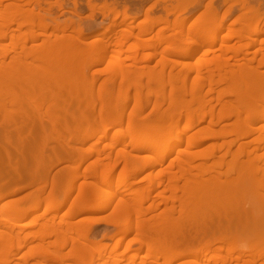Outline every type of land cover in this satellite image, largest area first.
<instances>
[{
	"label": "rangeland",
	"instance_id": "1",
	"mask_svg": "<svg viewBox=\"0 0 264 264\" xmlns=\"http://www.w3.org/2000/svg\"><path fill=\"white\" fill-rule=\"evenodd\" d=\"M44 1L46 3L40 8L36 3L33 1L32 3L29 0H26L27 3L17 0H0V71L4 73V75L11 76L10 78L4 76L7 78L4 79L0 74V139L2 136L4 137L1 142L6 145V148L11 146V149L9 148L8 151H6L7 149L4 148L5 146L0 145L3 147V149H0V160H4L3 157L7 154L6 157L8 158H12L13 154L16 152L20 155L21 149L18 151L17 148H22L24 145L23 143L26 142V138H30V135L34 131L37 132H35L37 135L34 133V136L36 135L35 138H31L27 146L29 152L25 155L26 159L22 156L23 160H29L28 162L31 161L34 164H32L33 166H29L32 169H28V162L23 161L21 158V162L19 160L16 164L12 163V159L15 161V154L10 160L11 162H3V165L0 163V169L2 165L0 172H2L3 169L6 170V172L3 170L0 179L2 178L3 181L6 180L7 182H4L2 185L3 181L0 180V182L2 181L0 183V264H42L43 261V264H142L143 261H146L144 264H151L152 262L150 263V261L154 260L146 256L148 254L146 244L150 243L151 240L150 238L148 239V237L146 238L144 232L141 234V230L136 227L138 220H145V218L148 220H161V218H158V213L160 217H162L164 213H174V218L178 219L181 213L184 212V209L187 210L191 207L194 209L192 214H194L195 210H199L198 208L202 209V207H199V204L196 203L198 201H196L195 198H192L194 201L192 200L191 202L190 200V203L188 201H183L185 204L181 203V207L179 202H182L183 199L181 196L183 194L177 192L178 196L182 194L178 198L175 197L176 192L175 194L174 192L172 193L174 189L172 190L171 187L174 185H171L174 184V182L172 178L171 181H168L170 180L169 176H171L173 172H179L177 174H180V176L182 175L181 171H179L180 164L178 165L176 163L178 161L176 160L178 158L181 159V156L186 154L185 151H188L191 154V163L195 159L193 163L188 166L191 170L190 173L198 176V174L205 171V179L212 177L218 179V175H220L219 179L225 181V177L229 175L227 172L229 165H232L234 161V152L239 148L238 144H243L244 142L249 144V149L247 148L248 151L252 150V148L254 149L252 153L249 152V155L247 154L246 156L243 154L240 158V160L243 159V161L248 160L249 165L252 166V169H250L251 171L248 170L250 178H247V176L245 177V179L247 178L246 180L241 179L238 182L237 179H240V177H238V173L235 172L236 174H230V176L232 175L230 181H232V183L235 180L237 181L239 185L236 184V181L234 185H238V189L240 188L239 191H243V193H240L243 194L246 205L245 203H241L243 201L240 197L241 200L238 197V199H235L237 202H234L235 200L232 197L226 199L230 197L227 192L230 190V188L229 190L227 189L229 185H227L224 191V194L226 193L228 197L225 198L226 195L223 197V194H220L223 199L220 198L219 195V199L217 200L220 201V205L218 201V205L217 203L215 204L218 206L217 209L221 207L222 211L225 210V208L227 210L230 208H237V211L240 210L238 211L240 217L244 214L245 217L247 216L246 219L250 220L248 228L251 230H248V228L246 230L247 232L251 231L254 237H251V234L247 235L246 232L244 233L246 236L243 233L241 234V232H244V229L241 228L240 230L239 228L243 225L241 223L237 224L236 222V224H234V226L236 225L235 229L239 227L238 229L240 230V233L238 229L236 230L239 234V236L237 234V238L235 239L238 247L232 250L230 254V249L228 251L227 248L228 252L226 251V247L231 246L228 245L229 243L213 244V240L211 241L209 238L205 240V238L201 237L195 240V237H198L201 233L197 229L199 227L196 225H193L194 227L189 226L186 230L194 237L193 240H191L193 242L189 244V246L187 245L188 249L186 246V249H181L185 244L181 243L179 240L180 243H178L182 244V246L179 245L180 250H178V254L180 253L179 255L182 256V258L177 259L171 264H220L221 262L228 264L231 260L230 257L236 259L241 252L243 257L237 258L240 259L238 262L237 260H232L230 264H244L245 261L243 260L248 262L250 260L253 261L249 264H253L254 262V264H264V221H261L264 220V212L261 213L262 216L260 214L261 210H258L260 208L264 210V187H262L264 183V144L258 143L259 140H263L261 137H264V88H262L264 86L259 84L260 82L264 85V0H65L64 9L59 7L56 3L57 0ZM242 1H244L245 4ZM14 2L18 6L21 4V9H25L24 11L22 10L25 13L18 18L16 17L13 19L11 17V19H8L10 15L7 14L6 11L8 12L11 10V7L12 9L15 7V4H13ZM76 5L77 9H75ZM208 7H212V9H214L213 12L210 11V8L207 9ZM113 8L116 9L113 11ZM111 9L112 11L110 12ZM115 11L116 14L118 11L121 13L118 12V15H116L113 13ZM25 14L31 16L27 17ZM51 14L54 15L53 18L50 17ZM24 15L26 17H24ZM129 17H135V20L132 22L125 21ZM212 18L213 20H211ZM223 18L224 20H221ZM159 21H161V24L158 23ZM116 22L121 24L116 25ZM182 22H184V24H182ZM155 24L157 25L155 26ZM114 25L117 27H114ZM203 26H206V30L201 29L204 28ZM126 31L131 32L133 35L129 41L124 44L125 47H122L124 51H121L118 45H120V41L125 38ZM198 31L201 33L197 34L199 33ZM230 31L233 33H229ZM240 32H242V34ZM211 40L216 41L214 42ZM101 41H104L103 45ZM206 41L207 43L209 42L208 45ZM63 42L65 45L67 44V47L65 45L63 46ZM61 44L62 46H60ZM68 44L71 45V47L73 46L71 48L74 49L72 54L75 53L76 48V51L81 49L78 50L79 53L77 55V52L74 54L77 59H74V55H70V52H72L71 49L66 51L63 50V47L67 49L70 48ZM61 47L63 49H61ZM4 48L8 52L5 50L3 51L2 49ZM228 48L230 52H227ZM185 49L195 54H192L193 56L191 57L182 56V52H185ZM82 50H84L83 53H87L82 54L80 57V52ZM115 50H117V52ZM118 50L121 51V54ZM53 57L55 59L53 64H51ZM71 58L72 60H70ZM224 58L227 61L224 62ZM74 60L76 62L73 63ZM62 63L66 64V66H64L65 68L62 67L63 65L61 66ZM18 64H20L19 67H17ZM218 64L221 65V67L224 65L222 68L225 70L221 69L220 66L218 68L216 66ZM21 65H24V68ZM6 67L10 69H6ZM216 68L219 69L218 71L221 69V72L223 70V74H218ZM37 69L41 70L37 73ZM230 69L235 70V73L234 71L229 72L231 71ZM238 70L241 71L238 72ZM6 71L9 73H6ZM245 71H248V77L253 78V80L257 76L254 89L258 92H255L256 94L254 92L250 94L251 91H249L250 100L252 103L254 102L253 105H255V108L252 107V110H249L250 105L248 108L244 107L243 109L241 108V103H238L239 101H233L236 98V96L234 98L233 94L236 95V93H234L232 87H235L236 81H238V85L236 84L237 88L244 85V81L248 80V78H246L247 76H245ZM52 74L54 76H52ZM254 74L256 75L255 77H253ZM239 75L246 79L242 80L239 78ZM22 78L25 79L23 80ZM11 79L13 80L11 81ZM220 79L223 81L221 80L218 82L217 80ZM234 79L236 81H234L232 83L233 86L231 85L229 88L231 80L233 81ZM5 82L9 84H4ZM257 82L259 85L256 84ZM80 88L83 94L80 92ZM236 89L235 92L238 90ZM246 89L247 88L243 86L242 89L240 88V92L242 93L244 91V94H247ZM229 92L232 93V95ZM240 92L239 94L237 93V95H242ZM180 98H182V101ZM173 99V104H171L170 100ZM175 99H177V101L179 99L181 103L183 101L186 102L183 103V106L179 104L180 108L178 104L175 105V102H177ZM21 100L22 102L20 103ZM76 100L78 103L80 101V103H76ZM73 102L75 103L73 104ZM162 102H164L163 106H161L162 111L156 110L155 106L158 104L161 105ZM188 102H190V104ZM186 103L191 106L188 107ZM200 103H202L204 107H202ZM80 104L81 109L76 106ZM88 105L91 107L88 109H91L88 113L89 117L87 113L86 115L83 114L86 112ZM50 106L53 109L57 106L55 109L58 111H54L53 113L51 109V112ZM199 107L202 108L199 109ZM82 108L84 110H82ZM23 111L25 113H23ZM68 111H70V113ZM226 111L228 112L226 113ZM59 112H62L61 116L63 118L61 116L58 117ZM165 112H167L169 116H166L167 114ZM232 112L235 113V115L237 114V116L232 114ZM161 113L166 114L165 116L170 119L164 118L165 125H161L164 124L163 122L161 123V121V124L158 122L159 114ZM228 114H230V119ZM43 115H46L52 120L51 125L49 123L50 120ZM173 115L176 116L174 117ZM252 115L255 119L258 115V119L259 117L263 119L257 122V119L253 120ZM76 116L83 121L80 119V122H78L79 120L76 119ZM203 116L206 117V121L199 123L200 118H203ZM67 117H69V119ZM188 117H191V119L189 120ZM41 118L45 120V122H48V128L46 127L47 125H44ZM52 118H54V121ZM72 119H74V121L76 119L77 121L74 122ZM22 120H26L25 122L27 123L30 121L29 126L34 124L33 128L36 129H34V131L32 130L30 135L24 128L23 130L21 129L22 126L27 124L25 122L20 123ZM2 122H4V124L7 122L12 128H8V125H6L4 129ZM40 122L42 123L40 124ZM131 122L134 123L137 128L142 129L144 133L147 131L145 133L146 135L135 134L136 131L134 132L130 127ZM16 123H18V125H16ZM54 123L57 124L55 128ZM176 123L179 125L175 128ZM84 125L86 130L83 127L82 131L79 126ZM160 126L167 127V129L164 127L167 131L162 129L159 130L161 128ZM42 127H46V130ZM170 128H172L171 130L174 132L171 131L172 133L169 137ZM30 129L32 128L30 127ZM207 129L211 130V137L204 135L203 132ZM94 130L98 136H93L94 138H90L85 142H81L80 140H68L67 142V139H62V136L68 135H76L77 139H82L85 135L91 134L92 132L94 133ZM9 131H12L13 137H11L12 133L10 134ZM23 131H26V134ZM20 132L24 134L21 135ZM248 132H250L248 136H244ZM7 133L10 135H6ZM212 133H216L214 138L212 137ZM154 134L161 137L156 139L163 146L160 144L156 147L148 146L147 148L139 149V146H137L139 143L138 139L145 136V139H147L148 135V140L149 138L151 139V137L153 139ZM222 134L224 135L221 136ZM225 134L227 135L225 136ZM47 137L52 138L53 140L49 139V141L50 143L51 140L54 141L55 145L51 143L52 145L47 144L49 146H46L45 143L43 146V141L45 138L47 140ZM162 137L164 139L165 137L167 139L175 138L171 143L170 139L164 140ZM40 138L43 140L42 142ZM18 139L20 140L18 141ZM159 139H162L164 143L167 141L168 145L167 143L163 144V141H159ZM199 139H201L202 142ZM6 141L7 144H5ZM13 141V144L16 146L18 145V147L13 144L9 145V143ZM188 141L192 143L190 146L188 145V143H190ZM196 141L198 143H196ZM19 142L21 144H19ZM38 142H41L40 144L42 146ZM34 143H36L35 146L33 145ZM68 145L71 146L69 147ZM56 146L58 150H60V148H62V150H55L57 153H54V148L57 149ZM112 146L115 148L113 149ZM164 146L165 150L163 148ZM173 146L175 150L166 155V149V152H168ZM220 146L222 147L221 149L219 148ZM34 147H41L43 150L42 153L38 154L37 152L34 155ZM46 147H48L49 150ZM29 149L32 152H30ZM65 153L69 156L71 155V160H68L70 157L66 156L68 161H63L61 162L62 164H57L51 171H47L48 165L50 166V164L60 160L59 158H65ZM255 154L258 156L255 157ZM161 157L164 161L161 160ZM153 159L156 160L159 165L157 163L156 166H148V164L153 162ZM22 161L24 164L25 162L27 164L24 165L26 167L23 166L24 168L22 167ZM9 163L15 168V173L17 167L19 173L21 172L22 174L21 177L20 175L16 176L17 173L15 175L12 174L14 172H9L10 167H7L8 169L6 167L3 168V166L7 164L10 166L11 164ZM31 170L33 172L32 174L30 172ZM133 171L135 174H133ZM220 172L224 173L225 177L222 176L223 174L221 175ZM89 174H92V176ZM7 175L11 181L9 179L7 181L5 178ZM88 175L90 178L86 177ZM15 177L18 178L16 179ZM171 177H174V175ZM181 177H183V175ZM31 181L33 182L30 185L33 186L29 188L28 184ZM260 181H263L262 184H259L261 183ZM8 182L15 186L13 187L11 185V188L8 187ZM50 182H53V184ZM180 182L177 185L181 187L182 185H180ZM5 183L8 190H3ZM34 183L36 185H34ZM82 188L84 189V196L82 194L80 195ZM18 189L23 190L18 191ZM245 192H247L248 195L247 193L245 194ZM9 194H11V196ZM103 194H105V196ZM246 197H248L247 201ZM1 198L3 199L1 200ZM108 198H110L111 201L110 205L107 206L108 208L105 207L101 210L95 208L90 209V207L97 202H108ZM122 199L126 201L122 203ZM220 199H222V202ZM63 200H65L66 203L63 204L64 206H61L62 208L59 207L60 209L49 210V213L45 215V212L48 211L46 207L48 202L50 204L53 201L52 205H57V203ZM43 203L47 204L44 206ZM37 204H40V206L37 207L38 209H35ZM120 205L130 209V213L127 212L128 215L126 213L125 217L122 216L123 214L121 212L123 207ZM33 207L35 208L33 209ZM139 207L143 211H141ZM181 208L184 209L180 211ZM138 209L140 210L139 212ZM71 210L75 212L70 214L69 211ZM257 210L259 214H256V220L253 214H255ZM24 212H28V214L25 217H20ZM142 212L146 214L144 217ZM250 212H253V216ZM120 213L122 215H120ZM17 215H19V217ZM44 216L46 217L44 218ZM248 216H250V218H248ZM141 217L144 219H141ZM164 217L165 216H163V218ZM243 217L241 219L245 220V217ZM166 221L167 223L164 225L167 224L166 228H170L167 230L171 232V224L168 225V220ZM164 225L163 227L165 228ZM259 227L262 228L260 229ZM127 228L130 229V231L125 234L124 230ZM188 231L186 232L188 233ZM240 234L243 236L241 237ZM2 238L10 240L11 242L3 244V242L1 243ZM74 239H76L77 242H75ZM241 241H246L248 246L246 248H241ZM139 242L144 243L145 246L141 245ZM159 242H157V244H159ZM219 246L220 248L217 249L216 247ZM192 247H194V249ZM222 247H224V249H222ZM37 249H39V251L43 249L46 251V256H44L45 259L33 260L30 257ZM73 249H77V253L81 250V255L80 253L77 254L75 251L73 252ZM206 249L209 251H205ZM167 250L164 251L158 261H156V264H168V258H172L173 252L170 251V253L169 250ZM189 250L191 251L189 252ZM216 250L218 252L220 250L222 251L219 252L222 258L216 257L212 262V256L219 254ZM58 253L61 254L63 260H65L63 261L64 263L60 260V257L57 256L59 255ZM257 253L260 254V256L262 254L261 258ZM52 254L53 258L51 257ZM174 255L176 256L175 253ZM183 256L186 257L183 258ZM252 257L253 259H251ZM54 258L57 261H55ZM209 259L211 260L209 261ZM222 259L224 261H222ZM226 260L228 262H226Z\"/></svg>",
	"mask_w": 264,
	"mask_h": 264
},
{
	"label": "bare ground",
	"instance_id": "2",
	"mask_svg": "<svg viewBox=\"0 0 264 264\" xmlns=\"http://www.w3.org/2000/svg\"><path fill=\"white\" fill-rule=\"evenodd\" d=\"M16 1V0H15ZM17 1H25L26 2V0H17ZM30 2H34V3H36V5L37 6H39L40 8H42V6H43V4L44 3H46L44 0H29ZM28 2V1H27ZM26 2V3H27ZM29 2V3H30ZM32 2V3H33ZM201 2V1H200ZM242 2H244V1H242ZM250 2V1H249ZM58 5H59V7L61 8V9H64V7H65V0H57V2H56ZM128 3V2H127ZM13 4H15V7L12 9V7H11V10H9L8 12L6 11V13L7 14H9L10 15V17H8V19L10 18L11 19V17L13 18V19H15L16 17L18 18L19 16H21V15H23V13H25V12H23L24 10L23 9H21L22 8V6H21V4L18 6L15 2L13 3ZM12 4V5H13ZM117 4V3H116ZM244 4H245V2H244ZM244 4H243V6H244ZM11 5V6H12ZM54 5H55V3H54ZM119 5V4H118ZM249 5V4H248ZM21 6V7H20ZM112 6H114V5H112ZM129 6V5H128ZM229 6V5H228ZM232 6H235V5H232ZM58 7V8H59ZM122 7V6H121ZM201 7V6H200ZM245 7V6H244ZM252 7V6H251ZM250 7V8H251ZM118 8V7H117ZM210 8V11H212L213 12V10L214 9H212V7H208L207 9H209ZM217 8V7H216ZM249 8V7H248ZM75 9H77V5H76V8ZM116 9V8H115ZM114 8H113V11L115 10ZM119 9H120V7H119ZM118 9V10H119ZM167 9V8H166ZM206 9V10H207ZM255 9V8H254ZM23 10V11H22ZM123 10V9H122ZM257 10V9H256ZM112 11V9L110 10V12ZM125 11V10H124ZM171 11V10H170ZM209 11V10H208ZM246 11V10H245ZM30 12V11H29ZM75 12H76V10H75ZM118 12H120V11H118ZM118 12H117V14H116V11L115 12H113L114 14H116V15H118ZM169 12V11H168ZM218 12V11H217ZM6 13H4V14H6ZM121 13V12H120ZM147 13V12H146ZM229 13V12H228ZM257 13V12H256ZM27 14V13H26ZM25 14V15H26ZM73 14V13H72ZM241 14V13H240ZM24 15V17H26ZM226 15H228V14H226ZM225 15V16H226ZM246 15V14H245ZM29 16H31V15H29ZM29 16H27V17H29ZM214 16V15H213ZM224 16V17H225ZM257 16H259V15H257ZM256 16V17H257ZM5 17V16H4ZM50 17H54V15L53 14H51L50 15ZM127 17V16H126ZM216 17V16H215ZM223 17V16H222ZM227 17V16H226ZM241 17V16H240ZM260 17H262V16H260ZM21 18V17H20ZM214 18V17H213ZM213 18L211 19V20H213ZM125 19V18H124ZM54 20V19H53ZM73 20V19H72ZM135 20V17H129L127 20H125V21H129V22H132V21H134ZM186 20V19H185ZM221 20H224V18L223 19H221ZM9 21V20H8ZM44 21V20H43ZM46 21V20H45ZM123 21V20H122ZM253 21H255V20H253ZM11 22H13V21H11ZM29 22V21H28ZM27 22V23H28ZM31 22V21H30ZM137 22V21H136ZM186 22V21H185ZM158 23H160L161 24V21H159ZM254 23V22H253ZM257 23H259V22H257ZM60 24V23H59ZM119 24H121V23H117L116 22V25H119ZM132 24V23H131ZM182 24H184V22H182ZM181 24V25H182ZM255 24V23H254ZM31 25V24H30ZM33 25V24H32ZM116 25H114V27H117ZM157 24H155V26H156ZM159 25V24H158ZM204 25V24H203ZM257 25V24H256ZM153 26V25H152ZM184 26V25H183ZM201 26V25H200ZM199 26V27H200ZM60 27H61V25H60ZM142 27V26H141ZM154 27V26H153ZM198 27V28H199ZM204 27V26H203ZM206 28V26L204 27V28H201V29H205ZM200 29V28H199ZM59 30V29H58ZM206 30V29H205ZM210 30V29H209ZM245 30V29H244ZM201 31V30H200ZM199 32V31H198ZM204 32V31H203ZM263 32V31H262ZM146 33H147V31H146ZM150 33V32H149ZM185 33V32H184ZM196 33V32H195ZM194 33V34H195ZM201 32H199V33H197V34H200ZM229 33H233V32H229ZM241 34H242V32H240ZM249 33V32H248ZM123 34V33H122ZM196 34V35H197ZM132 33L131 32H129V31H126L125 32V38L122 40V41H120V45H118V47H119V50H121V51H124V50H122L123 48V46L125 47V43L127 42V41H129V39L132 37ZM211 36V35H210ZM212 37V36H211ZM107 38V37H106ZM122 38V37H121ZM249 38V37H248ZM95 40V39H94ZM93 40V41H94ZM121 40V39H120ZM254 40V39H253ZM105 41V40H104ZM104 41H101V42H103V43H101L102 45L104 44ZM208 41V40H207ZM207 41H206V43H207ZM211 41H214V40H211ZM216 41V40H215ZM214 41V42H215ZM256 41H258V40H256ZM66 42V41H65ZM107 42H108V40H107ZM264 42V41H263ZM74 43V42H73ZM98 43V42H97ZM63 44V46L65 45L64 44V42L62 43ZM62 44L60 45V46H62ZM100 44V43H99ZM197 44V43H196ZM209 44V42L207 43V45ZM67 45V44H66ZM65 45V46H66ZM68 46H70V48L69 49H67L66 47H61V49H63V50H70L72 47H71V45H69L68 44ZM138 46V45H137ZM136 46V47H137ZM229 46V45H228ZM232 46V45H231ZM230 46V47H231ZM238 46V45H237ZM134 47H135V45H134ZM66 48V49H65ZM76 48V47H75ZM225 48H226V46H225ZM7 49H8V47H7ZM51 49V48H50ZM60 49V48H59ZM77 49V48H76ZM76 49H75V53H76V55L79 53V51L78 50H81V49H78L77 51H76ZM135 49H137V48H135ZM189 49V48H188ZM231 49V48H230ZM3 51L5 50V48L4 49H2ZM9 50V49H8ZM54 50V49H53ZM53 50H51V51H53ZM63 50H62V52H63ZM72 50V52H70V55L72 56V55H74V54H72L73 53V51H74V49H71ZM118 50V52H120V54H121V51H119ZM200 50V49H199ZM227 50V49H226ZM232 50V49H231ZM5 51H7V50H5ZM83 51L84 50H82L81 52H80V57L82 56V54H84V53H87V52H84L83 53ZM89 51V50H88ZM114 51V50H113ZM116 52H117V50H115ZM136 51V50H135ZM230 52V50H229V48H228V50H227V52ZM8 52V51H7ZM4 53V52H3ZM56 53V52H55ZM61 53V52H60ZM59 53V54H60ZM5 54H7V53H5ZM118 54V53H117ZM119 54V55H120ZM123 54V53H122ZM135 54V53H134ZM195 54L194 52H191L190 50H186L185 49V52L183 51L182 52V56H185V57H191V56H193V55ZM197 54V53H196ZM66 55H68V54H66ZM60 56V55H59ZM64 56V55H63ZM75 56V55H74ZM85 56V55H84ZM68 57V56H67ZM61 58V57H60ZM64 58V57H63ZM74 58V57H73ZM42 59V58H41ZM44 59V58H43ZM54 57H53V59H52V63L51 64H53V61H54ZM57 59H59V58H57ZM74 59H77V57L75 56V58ZM225 59V58H224ZM67 60H68V58H67ZM70 60H72V58L70 59ZM81 60V59H80ZM229 60V59H228ZM39 61H42V60H39ZM59 61V60H58ZM225 61H227L226 59L224 60V62ZM56 62V61H55ZM74 62H76L75 60L73 61V63ZM115 62V61H114ZM26 63V62H25ZM79 63V62H78ZM8 64V63H7ZM10 64V63H9ZM21 64H22V62H21ZM55 64V63H54ZM58 64H59V62H58ZM220 64V63H219ZM216 65L218 68H219V66H220V68L221 69H224V68H222V67H224V65L221 67V65ZM223 64H225V63H223ZM6 65V64H5ZM12 65V64H11ZM19 65L20 64H18V66L17 67H19ZM42 65V64H41ZM40 65V66H41ZM63 65V66H62ZM76 65V64H75ZM78 65V64H77ZM225 65H227V64H225ZM15 66V65H14ZM21 66H23V68H24V65H21ZM61 66L62 67H64V66H66V64H64V63H62L61 64ZM16 67V66H15ZM52 67V66H51ZM7 68H9V67H6V69ZM13 68V67H12ZM26 68V67H25ZM28 68V67H27ZM32 68V67H31ZM61 68V67H60ZM65 68V67H64ZM10 69V68H9ZM49 69V68H48ZM217 69V68H216ZM221 69H220V71H218L219 69H217V73L218 74H223L222 72H224L223 70H222V72H221ZM227 69V68H226ZM242 69V68H241ZM250 69V68H249ZM16 70H17V68H16ZM19 70H20V68H19ZM41 69H37L36 71H37V73L40 71ZM54 70V69H53ZM225 70V69H224ZM229 70V69H228ZM227 70V71H228ZM231 71H229V72H232V71H234V73H235V70H233V69H230ZM247 70V69H246ZM18 71V70H17ZM32 71H33V69H32ZM31 71V72H32ZM43 71V70H42ZM51 71V70H50ZM57 71V70H56ZM239 71H241V70H238V72ZM1 72V71H0ZM8 71H6V73H7ZM22 72V71H21ZM25 72V71H24ZM44 72V71H43ZM211 72V71H210ZM220 72V73H219ZM228 72V73H229ZM248 71H245L244 73H245V76H247L246 78H248V80H245L244 78H242L240 75V77L239 78H241L242 80H245L244 81V85H241L242 87L244 86V87H246L247 89H246V93L247 94H244L245 92V88H244V91L241 93L240 92V88L242 89V87H240L239 86V88H237V85H238V81H236L235 79L232 81L231 80V84L229 85V88L231 87V85H232V83L234 82V81H236L235 82V87H232L231 89L234 91V93H236V95L235 94H233V96H234V98H235V96H236V98H235V100H233L234 102H237V101H239L238 103L242 106L241 108H243L244 109V107L245 108H248V106H249V110L251 109H253V108H255L254 106L255 105H253L254 104V102L252 103V101L250 100V96H249V91H251L250 92V94H252V92H258V91H256V89H254V85H255V80H256V78H257V73H256V75L254 74V76L253 77H255V79L253 80V78H250V77H248V73H247ZM9 73V72H8ZM16 73V72H15ZM18 73H19V71H18ZM23 73V72H22ZM36 73V74H37ZM48 73V72H47ZM51 73V72H50ZM49 73V74H50ZM54 73H55V71H54ZM59 73V72H58ZM62 73V72H61ZM60 73V74H61ZM215 73V72H214ZM2 76H3V78L4 79H7L6 77H9V76H7L6 74L4 75V73H0ZM33 74V73H32ZM35 74V73H34ZM57 74V73H56ZM63 74V73H62ZM1 75H0V77H1ZM16 75V74H15ZM15 75H13V76H15ZM20 75V74H19ZM26 75H28V74H26ZM38 75V74H37ZM41 75V74H40ZM51 75V74H50ZM49 75V76H50ZM58 75V74H57ZM56 75V76H57ZM251 75V74H250ZM4 76H6V77H4ZM21 76V75H20ZM22 76H23V74H22ZM25 76V75H24ZM39 76V75H38ZM52 76H54L53 74H52ZM51 76V77H52ZM60 76V75H59ZM64 76V75H63ZM224 76V75H223ZM243 76V75H242ZM11 77V76H10ZM9 77V78H10ZM27 77V76H26ZM40 77V76H39ZM252 77V76H251ZM20 78V77H19ZM28 78H30V77H28ZM50 78V77H49ZM55 78V77H54ZM53 78V79H54ZM62 78H64V77H62ZM220 78V77H219ZM227 78V77H226ZM233 78H236V77H233ZM238 78V79H239ZM2 79V78H1ZM23 80L25 79V78H22ZM32 79V78H31ZM34 79H35V76H34ZM53 79H50V80H53ZM230 79V78H229ZM228 79V80H229ZM232 79V78H231ZM237 79V78H236ZM259 79V78H258ZM13 79H11V81H12ZM29 80V79H28ZM40 80V79H39ZM49 80V81H50ZM59 80V79H58ZM222 79H220V80H217L218 82L219 81H221ZM1 81H3V80H1ZM34 81V80H33ZM48 81V82H49ZM223 81V80H222ZM239 81H240V79H239ZM260 81V80H259ZM258 81V82H259ZM19 82H21V81H19ZM18 82V83H19ZM41 82V81H40ZM47 82V81H46ZM61 82V81H60ZM225 82V81H224ZM258 82L256 83L257 85H259V84H261V86H264L262 83H260L259 82V84H258ZM6 83H8V82H5L4 84H6ZM214 83H216V82H214ZM240 83V82H239ZM242 83H243V81H242ZM9 84V83H8ZM16 84V83H15ZM24 84V83H23ZM33 84V83H32ZM216 84H218V83H216ZM229 84V83H228ZM228 84H226V85H228ZM237 84V85H236ZM25 85V84H24ZM35 85V84H34ZM9 86V85H8ZM51 86V85H50ZM63 86V85H62ZM233 86V85H232ZM258 87V86H257ZM260 87V86H259ZM12 88V87H11ZM47 88V87H46ZM55 88V87H54ZM238 90H237V89ZM262 88H264V87H262ZM86 89V88H85ZM235 89L237 90L236 92H235ZM254 89V90H253ZM261 89V88H260ZM260 89H258V90H260ZM80 90H81V88H80ZM79 90V91H80ZM230 90V89H229ZM262 90V89H261ZM51 91H52V89H51ZM264 91V90H263ZM80 92H82V90L80 91ZM239 92L242 94V95H237V93L239 94ZM230 93V92H229ZM253 93V94H254ZM255 93V94H256ZM45 94V93H44ZM43 94V95H44ZM50 94V93H49ZM48 94V95H49ZM59 94V93H58ZM82 94H83V92H82ZM231 95H232V93H230ZM21 95V94H20ZM48 95H46V96H48ZM59 95H61V94H59ZM63 95V94H62ZM180 96V95H179ZM178 96V97H179ZM248 96H249V98H248ZM49 97V96H48ZM59 97V96H58ZM62 97V96H61ZM220 97H221V95H220ZM22 98V97H21ZM25 98V97H24ZM14 99V98H13ZM44 99V98H43ZM50 99V98H49ZM181 99V101H182V98H180ZM253 99V98H252ZM78 100H80V99H78ZM167 100H169V99H167ZM237 100V101H236ZM52 101V100H51ZM67 101H68V99H67ZM69 101H70V99H69ZM72 101V100H71ZM75 101V100H74ZM81 101V100H80ZM80 101H79V103H80ZM171 101V104H173V101H174V99L173 100H170ZM175 101H177V99H175ZM197 101V100H196ZM22 102V100L20 101V103ZM47 102V101H46ZM45 102V103H46ZM169 102V101H168ZM179 102V103H178ZM186 101H183L182 103L179 101V99H178V101L177 102H175V105L176 104H182V106L184 105L183 103H185ZM251 102V103H250ZM53 103H54V101H53ZM52 103V104H53ZM57 103V102H56ZM55 103V104H56ZM67 103H69V102H67ZM75 102H73V104H74ZM76 103H78L77 102V100H76ZM78 103V104H79ZM84 103V102H83ZM101 103V102H100ZM163 103L164 102H162V104L160 105V104H158V105H156L155 106V108H156V110H158V111H162V107L161 106H163ZM189 104H190V102H188ZM44 104V103H43ZM52 104H51V106H52ZM187 104V103H186ZM189 104H187L188 105V107L189 106H191V105H189ZM201 104V106L202 107H204L203 105H202V103H200ZM70 105H71V103H70ZM87 105V104H86ZM102 105V104H101ZM177 105V106H178ZM180 105L178 106V107H180ZM239 105V106H240ZM246 105H247V107H246ZM50 106V107H51ZM61 106V105H60ZM77 106V108H80L81 109V104L78 106V105H76ZM75 106V107H76ZM84 106H85V104H84ZM83 106V107H84ZM92 106V105H91ZM235 106H238V105H235ZM48 107H49V104H48ZM89 105H88V107H87V110H86V112L85 113H83V114H85L86 115V113H87V116L89 117V111L91 110H88L89 109ZM174 107V106H173ZM202 107H199V109L200 108H202ZM231 107V106H230ZM253 107V108H252ZM55 108H57V106L55 107ZM54 108V109H55ZM64 108V107H63ZM85 108V107H84ZM91 108V107H90ZM106 108V107H105ZM177 108V107H176ZM181 108V107H180ZM195 108V107H194ZM53 110V113H54V111H58V110H54L52 107L50 108V110ZM183 109V108H182ZM193 109V108H192ZM233 109H234V106H233ZM52 110H51V112H52ZM67 110V109H66ZM82 110H84L83 108H82ZM93 110V109H92ZM185 110V109H184ZM17 111V110H16ZM88 111V112H87ZM193 111H194V109H193ZM51 112H49V113H51ZM62 112H65V111H62ZM61 112V113H62ZM67 112V111H66ZM69 113H70V111H68ZM81 112V111H80ZM139 112V111H138ZM228 111H226V113H227ZM23 113H25L24 111H23ZM61 113L59 112V114H58V117L59 116H61ZM166 114H167V112H165ZM192 113V112H191ZM56 114V113H55ZM68 114V113H67ZM93 114V113H92ZM110 114H111V112H110ZM159 114V123H160V121H161V123L163 122L164 124H161V125H165V117L166 116H169V114ZM171 114V113H170ZM203 114V113H202ZM232 114H234L235 115V113H233L232 112ZM42 115V114H41ZM63 115V114H62ZM72 115V114H71ZM108 115V114H107ZM139 115V114H138ZM166 115V116H165ZM179 115V114H178ZM190 115V114H189ZM239 115V114H238ZM43 116H45V117H47L46 115H43ZM73 116V115H72ZM72 116H71V118H72ZM75 116V115H74ZM111 116V115H110ZM141 116V115H140ZM171 116V115H170ZM174 116V115H173ZM176 116V115H175ZM174 116V117H175ZM207 116V115H206ZM227 116V115H226ZM235 116H237V114L235 115ZM256 116V115H255ZM259 116V115H258ZM258 116L256 117V119H257V122L258 121H261V119H263V118H260L259 117V119H258ZM261 116V115H260ZM62 117V116H61ZM69 117H70V114H69ZM69 117H67L68 119H69ZM77 117V116H76ZM179 117H181V116H179ZM202 117V116H201ZM228 117H229V119L231 118L230 117V114H228ZM48 118V117H47ZM63 118V117H62ZM66 118V117H65ZM91 118V117H90ZM109 118V117H108ZM167 118V117H166ZM241 118H243V117H241ZM252 118H253V115H252ZM26 119H27V117H26ZM42 119V118H41ZM49 119V118H48ZM53 119V121H54V118H52ZM77 120H79L78 122H80V119H78V117L76 118ZM75 119V121H77ZM167 119H169V117L167 118ZM173 119H175V118H173ZM188 119L190 120L191 119V117L189 118L188 117ZM255 118H253V120H256ZM50 120V119H49ZM48 120V121H49ZM73 121H74V119H72ZM82 120V119H81ZM113 120V119H112ZM170 120V119H169ZM169 120H168V122H169ZM26 121V120H25ZM24 120H22L20 123H22V122H25ZM51 121L52 120H50L49 121V123H50V125H51ZM74 121V122H75ZM83 121V120H82ZM81 121V122H82ZM206 121V117H204L203 116V118H200V120H199V123H203V122H205ZM1 122V121H0ZM8 122H10V121H8ZM29 122L30 121H28V123L27 122H25V123H27L25 126H22L21 127V129L23 130V128H24V130H26L27 131V133L30 135L31 134V131L33 130L34 131V129H36V128H33V125L34 124H30L31 126H29ZM42 122L44 123V125H47V123L48 122H45V120H43L42 119ZM42 122H40V124L42 123ZM77 122V123H78ZM157 122V121H156ZM175 122V121H174ZM177 122H178V119H177ZM190 122V121H189ZM11 123V122H10ZM32 123V122H31ZM46 123V124H45ZM72 123V122H71ZM83 123V122H82ZM81 123V124H82ZM198 123V124H199ZM12 124V123H11ZM55 125H54V128L57 126V124L56 123H54ZM74 124V123H73ZM168 124V123H167ZM191 124V123H190ZM6 125H8L7 124V122H6V124H4V122H2V126H3V128L5 129V126ZM13 125H14V123H13ZM16 125H18V123H16ZM23 125V124H22ZM43 125V126H44ZM49 125V124H48ZM48 125L46 126L47 128H48ZM78 125H79V123H78ZM116 125V124H115ZM153 125V124H152ZM177 125H179V124H175V128H176V126ZM181 125V124H180ZM52 126H53V122H52ZM51 126V127H52ZM148 126V125H147ZM159 126V125H158ZM168 126V125H167ZM8 128L9 127H11V126H7ZM7 127H6V129H7ZM30 127L32 128V129H30ZM46 127L44 128V127H42V128H44V130H46ZM79 127H81V129L84 127L85 128V125L84 126H79ZM87 127V126H86ZM130 127L134 130V132H135V134H138V135H140V134H145L147 131H145V133L142 131V129H140V128H137V126H135L134 125V123H132L131 122V124H130ZM161 128L159 129V130H166L167 129V127H165V126H160ZM166 129H165V128ZM264 127V126H263ZM1 128V127H0ZM12 128V127H11ZM16 128H17V126H16ZM154 128H155V126H154ZM79 129V128H78ZM130 129V128H129ZM172 128H170V132H169V137H170V134L172 133V132H174V131H172L171 130ZM174 129V128H173ZM187 129V128H186ZM15 130V129H14ZM20 130V129H19ZM22 130H20V131H22ZM42 130V129H41ZM47 130H49V129H47ZM55 130V129H54ZM85 130H86V128H85ZM93 130V129H92ZM177 130V129H176ZM188 130V129H187ZM3 131V130H2ZM16 131H18V130H16ZM26 131H23V132H25V134H26ZM80 131V130H79ZM82 131H83V129H82ZM167 131V130H166ZM172 131V132H171ZM189 131V130H188ZM210 129H207V130H205L203 133H204V135H207V136H210L211 135V133H210ZM250 131V130H249ZM252 131L254 132V130L252 129ZM251 131V132H252ZM22 132V133H23ZM36 131H34L30 136V138H26V142H24L23 144V147L22 148H20V147H18V145L16 146L15 144H13L14 143V141L13 142H11V143H9V145H14V146H16V147H18L17 148V150L19 151L20 149H21V153H20V155L16 152V153H14L13 154V157H14V160L15 161H13V157L12 158H8V157H3L4 158V160H0V163L2 164L3 162L5 163V162H9L11 159H12V163H18V161L20 160V162H21V159L24 157V159H26L25 158V155H26V153H28L29 151L27 150L28 148H27V146L29 145V142H30V140H31V138H35V136L37 135L36 133H35ZM47 132V131H46ZM92 132V131H91ZM131 132V131H130ZM151 132V131H150ZM9 133L11 134L12 133V131H9ZM19 133V132H18ZM34 133L36 134L35 136H34ZM157 133V132H156ZM250 132H248V133H246L244 136H248V134H249ZM10 134H6V135H10ZM20 134H21V132H20ZM24 134V133H23ZM23 134H21V135H23ZM86 134V133H85ZM131 134V133H130ZM134 134V135H135ZM148 134L150 135V133H149V131H148ZM174 134V133H173ZM172 134V135H173ZM214 134V135H213ZM215 134L216 133H212V137L214 138V136H215ZM244 134V133H243ZM252 134V133H251ZM28 135V136H29ZM60 135V134H59ZM58 135V136H59ZM146 135V134H145ZM148 135V136H149ZM155 135V134H154ZM154 135H153V139H152V137H151V139L149 138V140H148V136H147V139H145V137H142V138H144V139H142V138H140V139H138V145L137 146H139V149H144L145 147L147 148L148 146L150 147V146H152V147H156V146H158V145H160L161 143L160 142H158V140L156 139V138H158L159 136H157V135H155V137H154ZM203 135V136H204ZM224 134H222L221 136H223ZM227 134H225V136H226ZM260 135H261V133H260ZM0 136H1V134H0ZM27 136V135H26ZM34 136V137H33ZM95 136H98L97 135V133H96V131L94 130V133L92 132L91 134H88V135H85V137L84 138H82V139H77V136L76 135H68V136H62V139H67V142H68V140H80L81 142H85V141H87L88 139H90V138H94ZM136 136V135H135ZM219 136V135H218ZM224 136V137H225ZM9 137V136H8ZM11 137H13V133H12V136ZM201 137V136H200ZM211 137V136H210ZM7 138V137H6ZM39 138V137H38ZM48 138V137H47ZM54 138V137H53ZM60 138H61V136H60ZM154 138H155V141H154ZM159 138H161V137H159ZM175 138V137H174ZM174 138H166L165 137V139L166 140H171V143L174 141ZM221 138V137H220ZM241 138V137H240ZM263 140H259L258 141V143H262V145L264 144V137H261ZM4 139V137L2 136L1 137V139H0V142L2 141ZM7 139H9V138H7ZM7 139H5V140H7ZM44 139V138H43ZM49 139H52V138H48L47 140H46V138L44 139V141L40 138V140H41V142L43 141V146L45 145V143H46V146H49V145H47V144H51V143H53L54 144V141H52L51 140V143H50V141H49ZM162 139H164L163 137H162ZM160 140L159 139V141H163V140ZM164 139V140H165ZM202 139H204V138H202ZM209 139V138H208ZM212 139V138H211ZM257 139H260V138H257ZM16 140V139H15ZM20 139H18V141H19ZM33 140V139H32ZM157 140V141H156ZM199 140H201V139H199ZM12 141V140H11ZM17 141V140H16ZM10 142V141H9ZM23 142V141H22ZM37 142V141H36ZM40 142V143H41ZM57 142V141H56ZM188 142H190V141H188ZM187 142V143H188ZM201 142H202V140H201ZM32 143H33V141H32ZM39 143V142H38ZM37 143V144H38ZM39 143V144H40ZM167 143V141L164 143V141H163V144H166ZM196 143H198L197 141H196ZM195 143V144H196ZM245 143V142H244ZM238 144L239 146V148L236 150V152H234V158H233V164L232 165H229V168H228V170H230V171H228L227 170V172L229 173V175H227L226 177H225V175H224V173H222V172H220V174L222 175V176H224L225 177V181L224 180H220L219 178V176L220 175H218V179H215L216 177H212V178H209V179H205V177H206V174H204L205 173V171L204 172H202L201 174H198V176L197 175H194L193 173H190V168L188 167V166H190V164H192L193 163V161L195 160H193L192 161V163H191V154H190V152H186L185 151V153L186 154H184L183 156H181L182 158L180 159V158H178L176 161H178V162H176L178 165H179V168L181 169H179V171H181V174L183 175V177H181L180 176V174H177V173H179V172H173V174L172 175H174V177H171V176H169V178H170V180H168V181H171V178L173 179V182H174V184H172L171 186H173V187H171V189L173 190L172 191V193L174 192V194H175V192H176V194H175V197H180V195H182L181 197H182V202H179V204L181 205V203L182 204H185L183 201H190L191 200V202H192V198H195L196 199V201H198V202H196V203H198L199 204V207L201 206L202 207V209H200V208H198L199 210H195V212H194V214H192V212L194 211V209H192L191 207H189V209H182L181 208V210L180 211H184V212H182L181 213V216H180V214H179V218L178 219H175L174 218V213H172V214H168V213H162L163 214V216H165L164 218L166 219V220H168V225H170V227H171V232L169 231V230H167V229H170V228H166V226H167V224L166 225H164L165 223H167V221L163 218V216L162 217H160V214L158 213L157 215H159L158 216V218H161V220H148V219H146L145 218V220H138V222H137V224H136V227H138V229H140L139 231L141 232V234H142V232H144V234H146V238L148 237V239L150 238V243H147L146 244V247H147V250H148V254L146 255L147 257H149L151 260H154V261H150V263L152 262V263H154V264H156V261H158V259L162 256V254L164 253V251H166L167 249L169 250V252L171 251V252H173V255H174V253L176 254V256L174 255V257H173V255H172V258H168V264H171V263H173L174 261H176L177 259H180V258H182V256H180L179 254H178V250H180V246L179 245H181L182 246V244H179L180 242L181 243H183V244H185L184 245V247L182 246V248L181 249H183V248H185V246H186V248L188 249V247H187V245L189 246V244H191L193 241H191V240H193V236H191V234H189V231L188 230H186L189 226H191V227H194L193 225H196L197 227H199L200 228V230H199V228H197L198 229V231H200L201 233H200V235L196 238L195 237V240H198V238L199 237H201V238H205V240H207V238H209V239H211V241L213 240V244H218V243H224V242H226L228 245H231V246H229V247H226V251H227V248H228V251H229V249H230V251L231 252H229L230 254L232 253V250H235V249H237L236 247H238V244H237V242H236V238H237V229L239 228L238 226V228H236L235 229V226H234V224H236V222H237V224H242L243 226L242 227H240L239 229L241 230V228L242 229H244V232H241V234L243 233H247V235H249V234H251V231L249 232H247V228H248V225H249V221L250 220H248V219H246V217L244 216V214H243V216L245 217V220L244 219H241L243 216H241L240 217V214H239V212L238 211H240V210H238L237 211V208L236 209H234V208H230V209H226L225 208V210H221V207H220V209L218 208L217 209V205H218V203H217V199H219V195L221 194H223L222 196L224 197L225 195H226V193L224 194V191L226 190L225 188L227 187V185H229L228 187H227V189L229 190V188H230V190L229 191H227L228 192V195L230 196V197H228L227 195L225 196V198L226 197H228V198H226V199H229V198H234V200L235 199H238L239 197L240 198H242V201L243 202H241L240 200V202L241 203H245V201H244V199H243V191L241 190V191H239L240 190V188L238 189V183H237V181L239 182V180H243V179H245V177H247V178H250V175H249V171L248 170H250V169H252V166L251 165H249V162H248V160L247 161H243V159L242 160H240V158L242 157V155L243 154H245L246 156H247V154L249 155V152H251L252 153V151H254V149L252 148V150H249L248 151V146H249V144L246 142L245 144ZM254 143V142H253ZM5 144H7V141H6V143ZM19 144H21L20 142H19ZM58 144V143H57ZM56 144V145H57ZM68 144V143H67ZM192 143L190 142V143H188V145L190 146ZM201 144V143H200ZM0 145H4L2 142H1V144ZM34 146L36 145V143H34L33 144ZM41 145V144H40ZM41 145V146H42ZM52 145V144H51ZM55 145V144H54ZM162 145V144H161ZM167 145H168V143H167ZM233 145V144H232ZM5 147V149H7L6 151H8V149L10 148L11 149V146H9V148H6V145H4ZM8 146V145H7ZM22 146V145H21ZM59 146V145H58ZM69 147L71 146V145H68ZM163 146V145H162ZM264 146V145H263ZM262 146V147H263ZM0 147H2V146H0ZM60 147V146H59ZM113 147V149L115 148L114 146H112ZM112 147H111V149H112ZM176 147V146H175ZM15 148V147H14ZM35 148V151L33 152V154L35 155L37 152H38V154L39 153H42V148L41 147H34ZM46 148H48V147H46ZM52 148V147H51ZM56 148L57 149H55L54 148V153H57V151H55V150H58V147L56 146ZM164 148V150H165V146L163 147ZM169 148V147H168ZM220 149L222 148L221 146L219 147ZM248 148V149H247ZM0 149H3V147L2 148H0ZM256 149V148H255ZM30 150V149H29ZM48 150H49V148H48ZM52 150V149H51ZM50 150V151H51ZM60 150H62V148H60ZM60 150H58V151H60ZM163 150V151H164ZM175 149H174V146L173 147H171L169 150H168V152H166L167 151V149H166V151H165V153H166V155H167V153H169V152H171V151H174ZM259 150H260V148H259ZM11 151V150H10ZM12 151H14V150H12ZM63 151L65 152V150L63 149ZM62 151V152H63ZM262 151V150H261ZM30 152H32L31 150H30ZM52 152V153H53ZM63 152V153H64ZM264 152V151H263ZM250 153V154H251ZM2 154V153H1ZM23 154V155H22ZM32 154V153H31ZM32 154V155H33ZM68 154H70V153H68ZM162 154V153H161ZM171 154H173V153H171ZM171 154H169V155H171ZM181 154H183V153H181ZM32 155H30V156H32ZM162 155H164V154H162ZM169 155H168V157H169ZM4 156V155H3ZM18 156H19V158H18ZM23 156V157H22ZM38 156V155H37ZM66 156H69V155H67L66 153H65V158H63V159H61V158H59L60 160H57L56 162H54L53 164H50V166L48 165V167H47V171H51V169H53L57 164H59V163H61V162H63V161H66L67 160V157ZM71 156V155H70ZM69 156V157H70ZM172 156V155H171ZM258 155H256L255 154V157H257ZM10 157V156H9ZM68 157V158H69ZM162 157H165V156H162ZM161 157V158H162ZM193 157V156H192ZM244 157V156H243ZM8 158V159H7ZM15 158H17V159H15ZM21 158V159H20ZM198 158H200V157H198ZM248 158L250 159V157L248 156ZM1 159H2V156H1ZM36 159H39V158H36ZM42 159V158H41ZM65 159V160H64ZM159 159H160V157H159ZM253 159V158H252ZM255 159V158H254ZM23 160V159H22ZM68 160H71V157H70V159H68ZM67 160V161H68ZM161 160H163L164 161V159L162 158ZM166 160V159H165ZM23 161H27V160H23ZM22 161V163H23V165H22V167L24 166V165H27L28 167V169L29 168H31V167H29L30 165H32L33 163L30 161V162H28L27 164H26V162H25V164H24V162ZM42 161V160H41ZM155 161V162H154ZM157 161H158V159H157ZM160 161V160H159ZM241 161V162H240ZM11 162V161H10ZM240 162V163H239ZM31 163V164H30ZM157 163L158 162H156V160H154L153 159V162H151L150 164H148V166H152V165H157ZM256 163V162H255ZM9 164H11V163H9ZM14 164V165H15ZM21 164V163H20ZM19 164V165H20ZM62 164V163H61ZM3 165V164H2ZM2 165H1V169H2ZM5 165V164H4ZM34 165V164H33ZM32 165V166H33ZM158 165H159V163H158ZM255 165V164H254ZM175 166V165H174ZM173 166V167H174ZM4 167H10L9 168V172L11 171V172H14V173H12V174H15L16 175V173H17V175L16 176H18V175H20V177L22 176V174H21V172L19 173V171H18V169H17V167H16V173H15V168L12 166V164L10 165V166H8V164L6 165V166H3V168ZM24 167H26V166H24ZM23 167V168H24ZM193 167V166H192ZM249 167H251V168H249ZM7 168V169H8ZM13 168V169H12ZM0 169V170H1ZM11 169V170H10ZM32 169V168H31ZM175 169V168H174ZM189 169V170H188ZM204 169V168H203ZM4 170V169H3ZM3 170H2V172H3ZM12 170H14V171H12ZM198 170V169H197ZM209 170V169H208ZM29 171V170H28ZM141 171V170H140ZM178 171V170H177ZM251 171V170H250ZM2 172H0V175L2 174ZM4 172H6V170H4ZM31 172V174L33 173L32 172V170L30 171ZM59 172V171H58ZM91 172V171H90ZM193 172V171H192ZM212 172H213V170H212ZM238 173L237 175H238V177H240V179H237V181H236V184H238V185H234V183H235V181L232 183V181H230V179H231V177H232V175L230 176V174H232V173ZM248 174H247V173ZM19 173V174H18ZM38 173V172H37ZM92 173V172H91ZM209 173H210V171H209ZM235 173V174H236ZM256 173H257V171H256ZM255 173V174H256ZM6 174V173H5ZM46 174V173H45ZM133 174H135L134 173V171H133ZM132 174V175H133ZM208 174V173H207ZM216 174V173H215ZM225 174H226V172H225ZM38 175V174H37ZM89 175H91L92 176V174H89ZM86 176V177H89L90 178V176ZM204 175H205V177H204ZM236 175V176H237ZM244 175H246V176H244ZM3 176H5V175H3ZM25 176V175H24ZM34 176V175H33ZM42 176H45V175H42ZM60 176V175H59ZM213 176V175H212ZM8 177V178H7ZM10 177H11V175H10ZM14 177V176H13ZM26 177V176H25ZM35 177H37V176H35ZM49 177V176H48ZM62 177H63V173H62ZM191 177H194V178H191ZM208 177V176H207ZM241 177H243V178H241ZM263 177H264V175H263ZM6 179H7V181H8V179H9V176L7 175L6 177H5ZM4 178V179H5ZM16 179L18 178V177H15ZM28 178V177H27ZM222 178V177H221ZM246 178V179H247ZM29 179V178H28ZM27 179V180H28ZM39 179V178H38ZM48 179V178H47ZM46 179V180H47ZM245 179V180H246ZM0 180H2L3 181V179L1 178ZM10 180V179H9ZM45 180V181H46ZM53 180V179H52ZM51 180V181H52ZM218 180V181H217ZM1 181V182H2ZM11 181V180H10ZM18 181V180H17ZM20 181H21V178H20ZM182 182V184H181V182ZM264 181V180H263ZM262 181V182H263ZM0 182V183H1ZM4 182H6V180L5 181H3L2 182V185H3V183ZM19 182V181H18ZM33 181H31L28 185H29V188H30V186H33V185H30L31 183H32ZM180 182V185H182L181 187L180 186H178L177 184ZM241 182V181H240ZM261 182V181H260ZM262 182L261 183H259V184H262ZM7 183V182H6ZM6 183L4 184V189L3 190H5V189H7L8 187H10L11 185L14 187L15 185L14 184H11L10 182H8L9 184L6 186ZM50 183H52L53 184V182H50ZM54 183H55V181H54ZM46 184H47V182H46ZM169 184H170V182H169ZM198 184V185H197ZM1 185V184H0ZM34 185H36L35 183H34ZM197 185V186H196ZM256 185V184H255ZM263 185V186H262ZM261 186L262 187H264V183L262 184ZM167 186V185H166ZM27 187V186H26ZM50 187V186H49ZM169 187V186H168ZM244 187V186H243ZM250 187V186H249ZM1 188V187H0ZM11 188V187H10ZM17 188V187H16ZM41 188V187H40ZM261 188V187H260ZM37 189V188H36ZM51 189H52V186H51ZM238 189V190H237ZM241 189H244V188H241ZM8 190V189H7ZM23 189H18V191H22ZM34 190V189H33ZM152 190V189H151ZM82 192V193H81ZM177 192H181L182 194H180L179 196L177 195ZM240 192H242V193H240ZM170 193H171V190H170ZM247 192H245V194H246ZM12 194V193H11ZM11 194H9L10 196H11ZM83 195L84 194V189L82 188V190L80 191V195ZM15 195V194H14ZM79 195V196H80ZM104 196H105V194H103ZM221 195H220V198H222L221 197ZM247 195H248V193H247ZM16 196V195H15ZM48 196V195H47ZM84 196V195H83ZM82 196V197H83ZM116 196V195H115ZM126 196V195H125ZM164 196V195H163ZM245 196V195H244ZM0 197H1V195H0ZM27 197V196H26ZM238 197V198H237ZM86 198V197H85ZM174 198V197H173ZM224 198V199H225ZM3 198H1V200H2ZM109 199V200H108ZM108 199H106V200H108V202H97V203H95L93 206H91L90 207V209L92 208H95V209H103V208H108L107 206L108 205H110V203H111V201H110V198H108ZM164 199V198H163ZM215 199V200H214ZM223 199V198H222ZM222 199H220L221 200V202H222ZM225 199V200H226ZM66 200V199H65ZM65 200H63V201H61V202H59V203H57V205H52V203H53V201L49 204V202H48V206L45 204V203H43L44 204V206L46 205V207H47V209H48V211L47 212H45V215H47L48 213H49V210H53V209H57V208H59V207H61L63 204H65L66 202H65ZM79 200V199H78ZM102 200V199H101ZM179 200V199H178ZM181 200V199H180ZM214 200V201H213ZM248 200V197H246V201ZM84 201V200H83ZM126 200H124V199H122V203L123 202H125ZM194 201V200H193ZM138 202V201H137ZM171 202V201H170ZM187 202V203H188ZM219 202V205H220V201H218ZM234 202H237V200H235ZM239 202V203H240ZM101 203V204H100ZM166 203V202H165ZM187 203H186V205H187ZM190 203V202H189ZM195 203V202H194ZM215 203H217V205L215 204ZM42 204V203H41ZM128 204V203H127ZM174 204V203H173ZM172 204V205H173ZM230 204V203H229ZM232 204V203H231ZM226 205V204H225ZM228 205V204H227ZM245 205H246V203H245ZM264 205V204H263ZM40 206V204H37L35 207H33V209L35 208V209H38L37 207H39ZM64 206V205H63ZM121 206V205H120ZM130 206V205H129ZM184 206V205H183ZM244 206V205H243ZM248 206V205H247ZM45 207V208H46ZM121 207H123L122 208V212H121V209H120V212L123 214H121L120 213V215H122V216H124L125 217V214L127 213V212H129V208H127L126 206H121ZM125 207V208H124ZM132 207V206H131ZM141 207V206H140ZM139 207V208H140ZM155 207V206H154ZM181 207H182V205H181ZM231 207V206H230ZM233 207V206H232ZM242 207V206H241ZM62 208V207H61ZM156 208V207H155ZM188 208V207H187ZM222 208H223V206H222ZM229 208V207H228ZM60 209V208H59ZM141 209V208H140ZM152 209V208H151ZM150 209V210H151ZM196 209V208H195ZM224 209V208H223ZM32 210V209H31ZM186 210V211H185ZM218 210H220V211H218ZM258 210H261L260 211V214L261 213H263L264 212V210L263 209H258ZM258 210H257V212L255 213V214H253V212L251 213L250 212V214L252 215H255L254 217H256V220H257V215L256 214H259V212H258ZM140 210L138 209V212H139ZM141 211H143L142 209H141ZM180 211H179V213H180ZM221 211H222V213H221ZM224 211H225V213H227V214H225L224 213ZM230 211V212H229ZM70 212V214L72 213H74L72 210L71 211H69ZM68 212V213H69ZM137 212V213H138ZM152 212V211H151ZM165 212V211H164ZM189 212H191V213H189ZM57 213H58V211H57ZM67 213V212H66ZM130 213V212H129ZM143 213V212H142ZM161 213V212H160ZM170 213V212H169ZM178 213V212H177ZM28 214V212H24V213H22L21 215H20V217H25L26 215ZM69 214V215H70ZM76 214V213H75ZM139 214V213H138ZM192 214V215H191ZM241 214V215H242ZM19 215H17L18 217H19ZM64 215H66V214H64ZM127 215H128V213H127ZM141 215V214H140ZM140 215H138V216H140ZM144 215H146V214H144L143 213V217H144ZM157 215H156V218H157ZM225 215V216H224ZM252 215V216H253ZM262 215V214H261ZM263 215H264V213H263ZM262 215V216H263ZM43 216V215H42ZM151 216V215H150ZM251 216V217H252ZM258 216H260V215H258ZM262 216H260V217H262ZM46 216H44V218H45ZM63 217V216H62ZM148 217H149V215H148ZM243 217V218H244ZM253 217V218H254ZM157 218V219H158ZM248 218H250V216H248ZM141 219H144V218H142L141 217ZM223 219V220H222ZM239 220V222H238V220ZM258 219H259V217H258ZM264 219V218H263ZM121 220V219H120ZM165 220V221H164ZM224 220H225V222H224ZM237 220V221H236ZM244 220V221H243ZM252 221V220H251ZM258 221H260V220H258ZM261 221H264V220H261ZM117 222V221H116ZM263 223V222H262ZM116 225V224H115ZM114 225V226H115ZM163 225L165 226V228L163 227ZM252 225V224H251ZM259 225V224H258ZM263 225V224H262ZM255 226V225H254ZM263 227V226H262ZM261 227V228H262ZM257 228V227H256ZM260 228V227H259ZM260 228V229H261ZM191 229H193V228H191ZM233 229H234V231H233ZM238 229V232L240 233V230ZM89 230V229H88ZM248 230H251V229H249L248 228ZM256 230V229H255ZM49 231V230H48ZM47 231V232H48ZM64 231V230H63ZM130 231V229H125L124 230V233L126 234V233H128ZM169 231V232H168ZM186 231H188V233L186 232ZM190 231H192V230H190ZM197 231V232H198ZM67 232V231H66ZM194 232V231H193ZM49 233V232H48ZM43 234V233H42ZM47 234V233H46ZM116 234V233H115ZM118 234V233H117ZM120 234V233H119ZM196 234V233H195ZM240 234V235H241ZM253 234V233H252ZM251 234V235H252ZM163 235V236H162ZM194 235V234H193ZM197 235V234H196ZM245 236H246V234H244ZM250 235V236H251ZM43 236V235H42ZM41 236V237H42ZM62 236V235H61ZM81 236V235H80ZM106 236V235H105ZM115 236V235H114ZM238 236H239V234H238ZM243 235H241V237H242ZM251 237H254V235H252ZM49 238V237H48ZM246 238V237H245ZM4 238H2V240H1V243L3 242V244H5V243H10L11 241L10 240H3ZM79 239V238H78ZM247 239V238H246ZM45 240V239H44ZM75 240V242H77L76 241V239H74ZM136 240H139V239H136ZM141 240V239H140ZM160 242H159V241ZM162 240V241H161ZM176 240H178V241H176ZM179 240H180V242H179ZM202 240V239H201ZM238 240V239H237ZM42 241V240H41ZM209 241V240H208ZM157 242H159V244H157ZM179 242V243H178ZM199 242V241H198ZM207 242V241H206ZM238 242H239V240H238ZM49 243V242H48ZM141 245H144L145 246V244L144 243H142V242H139ZM226 243H225V245H226ZM72 244H73V242H72ZM194 245H195V242H194ZM210 245V244H209ZM227 245V246H228ZM191 246V245H190ZM207 246V245H206ZM213 246V245H212ZM223 246V245H222ZM48 247V246H47ZM117 247V246H116ZM115 247V248H116ZM225 247V246H224ZM224 247H222V249H224ZM23 248V247H22ZM44 248V247H43ZM77 248V247H76ZM185 248V249H186ZM193 249H194V247H192ZM210 248V247H209ZM217 249H219L220 248V246L219 247H216ZM48 249V248H47ZM213 249V248H212ZM239 249V248H238ZM36 250V249H35ZM167 250V251H168ZM202 250H203V248H202ZM17 251H18V249H17ZM76 252L77 253V249H73V252ZM81 250H79L78 251V253L77 254H79L80 253V255H81V252H80ZM182 251V250H181ZM186 251V250H185ZM191 250H189V252H190ZM205 251H209V250H205ZM217 251V250H216ZM225 251V250H224ZM226 251H225V253H226ZM227 251V252H228ZM19 252V251H18ZM34 252V251H33ZM50 252V251H49ZM170 252V253H171ZM180 252V251H179ZM218 252V251H217ZM219 252H222L221 250L219 251ZM218 252V253H219ZM234 252V251H233ZM53 253V252H52ZM206 253V252H205ZM59 254V253H58ZM178 254V255H177ZM217 254V253H216ZM241 254H242V252H241ZM239 255V257H236V259H234V258H231L230 257V262H228L227 260H226V262H228V264H230L231 263V261L233 260H237V262H238V260H240V259H237V258H240V257H243L242 255ZM258 254V253H257ZM186 255H188V254H186ZM190 255V254H189ZM204 255V254H203ZM207 255H209V254H207ZM249 255V254H248ZM259 255V257L261 258V256H262V254H261V256H260V254H258ZM44 256H46V251L43 249V250H41V251H39V249H37V251H35L34 253H32V255L30 256L33 260H40V259H42L43 260V258H44ZM50 256V255H49ZM57 256H59L60 257V260L63 262V261H65V260H63V257L61 256V254H59V255H57ZM115 256V255H114ZM232 256V255H231ZM29 257V258H30ZM52 258H53V254H52V256H51ZM54 257L56 258V256H55V254H54ZM74 257H75V255H74ZM184 257H186V256H183V258ZM216 257L218 258V257H220V258H222L221 256H220V253L219 254H217L216 256L214 255V256H212V260L211 259H209V261L211 260L212 262L214 261V259H216ZM245 257V256H244ZM264 257V256H263ZM47 258H48V256H47ZM55 258H54V260H55ZM102 258V257H101ZM228 258V257H227ZM257 258V257H256ZM45 259V258H44ZM49 259V258H48ZM241 259H243V258H241ZM251 259H253V257L251 258ZM55 261H57V260H55ZM133 261V260H132ZM222 261H224L223 259H222ZM243 261H245L244 262V264L246 263H250V262H253V261H246V260H243ZM242 261V262H243ZM52 262H53V260H52ZM87 262V261H86ZM211 262V263H212ZM216 262V261H215ZM214 262V263H215ZM225 262V263H226ZM43 263H44V261H43ZM42 263V264H43ZM64 263V262H63ZM66 263V262H65ZM144 263H146V261L144 262H142V264H144ZM149 263V262H148ZM151 263V264H152ZM221 263H223V262H221ZM220 263V264H221ZM255 263V262H254ZM253 263V264H254ZM89 264V263H88ZM217 264V263H216ZM224 264V263H223ZM243 264V263H242ZM252 264V263H251Z\"/></svg>",
	"mask_w": 264,
	"mask_h": 264
},
{
	"label": "clouds",
	"instance_id": "3",
	"mask_svg": "<svg viewBox=\"0 0 264 264\" xmlns=\"http://www.w3.org/2000/svg\"><path fill=\"white\" fill-rule=\"evenodd\" d=\"M248 245H247V242L246 241H241L240 242V247L241 248H246Z\"/></svg>",
	"mask_w": 264,
	"mask_h": 264
}]
</instances>
